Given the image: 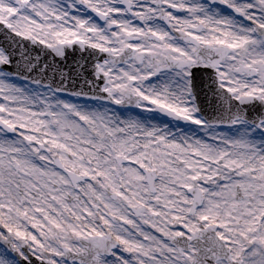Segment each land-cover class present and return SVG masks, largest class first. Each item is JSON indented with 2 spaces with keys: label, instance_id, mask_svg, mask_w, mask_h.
<instances>
[{
  "label": "snow or ice",
  "instance_id": "obj_1",
  "mask_svg": "<svg viewBox=\"0 0 264 264\" xmlns=\"http://www.w3.org/2000/svg\"><path fill=\"white\" fill-rule=\"evenodd\" d=\"M0 264H264V0H0Z\"/></svg>",
  "mask_w": 264,
  "mask_h": 264
}]
</instances>
